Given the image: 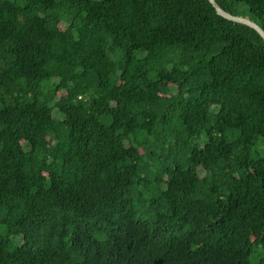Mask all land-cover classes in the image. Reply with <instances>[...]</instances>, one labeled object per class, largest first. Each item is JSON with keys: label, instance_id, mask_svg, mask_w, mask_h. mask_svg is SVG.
Masks as SVG:
<instances>
[{"label": "trees", "instance_id": "16d2710c", "mask_svg": "<svg viewBox=\"0 0 264 264\" xmlns=\"http://www.w3.org/2000/svg\"><path fill=\"white\" fill-rule=\"evenodd\" d=\"M262 150L264 41L208 0H0V264H264Z\"/></svg>", "mask_w": 264, "mask_h": 264}, {"label": "water", "instance_id": "95a60500", "mask_svg": "<svg viewBox=\"0 0 264 264\" xmlns=\"http://www.w3.org/2000/svg\"><path fill=\"white\" fill-rule=\"evenodd\" d=\"M210 2V4L213 6V8L215 9L216 13L221 16L222 18L234 22V23H238V24H242L245 26H248L250 28H252L253 30H255L260 37L263 39L264 41V30L262 28H260L254 21H252L250 18L248 17H242V16H234L230 13H227L226 11H224L223 9H221L218 4L216 3L215 0H208Z\"/></svg>", "mask_w": 264, "mask_h": 264}, {"label": "rangeland", "instance_id": "374dc122", "mask_svg": "<svg viewBox=\"0 0 264 264\" xmlns=\"http://www.w3.org/2000/svg\"><path fill=\"white\" fill-rule=\"evenodd\" d=\"M55 114V113H54ZM262 155H264V151L262 150Z\"/></svg>", "mask_w": 264, "mask_h": 264}]
</instances>
